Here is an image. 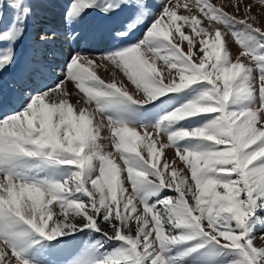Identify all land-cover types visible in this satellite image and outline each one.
I'll return each mask as SVG.
<instances>
[{"label": "snow or ice", "instance_id": "6c2138e0", "mask_svg": "<svg viewBox=\"0 0 264 264\" xmlns=\"http://www.w3.org/2000/svg\"><path fill=\"white\" fill-rule=\"evenodd\" d=\"M232 6L70 0L57 63L0 0V264H264V27Z\"/></svg>", "mask_w": 264, "mask_h": 264}, {"label": "rangeland", "instance_id": "374dc122", "mask_svg": "<svg viewBox=\"0 0 264 264\" xmlns=\"http://www.w3.org/2000/svg\"><path fill=\"white\" fill-rule=\"evenodd\" d=\"M59 1L61 4H59ZM34 0L35 3V20L37 27L34 31H30L29 38L24 41V43L18 45V53L20 55L21 62L25 54L28 51V48L31 44V40L33 37L38 39L39 33L44 30L55 31L58 33L56 39L47 47L52 49L57 53L56 62L60 63L63 61L65 56L70 52V48L68 43L65 41L63 33L66 32V26L63 19V13L65 11L66 6L70 3V0ZM216 3L224 5L225 10L229 11L233 15H237L238 18H244V13L241 11L237 13L236 8L232 5L235 3H241V5L252 4V14L257 16V21L259 26L264 27V7L259 6V0H216ZM184 50L187 51L186 42L183 45ZM233 51L235 52L236 46L232 45ZM59 71V69H57ZM104 79H109L110 73L105 72L101 69L98 73ZM13 72L10 71L6 74V80H10L12 78ZM73 88L71 84H69V90ZM75 101V98L73 97ZM166 156L169 160L173 157L172 150L166 151ZM257 246H260L264 241H262L257 236V239L254 241Z\"/></svg>", "mask_w": 264, "mask_h": 264}, {"label": "bare ground", "instance_id": "6f19581e", "mask_svg": "<svg viewBox=\"0 0 264 264\" xmlns=\"http://www.w3.org/2000/svg\"><path fill=\"white\" fill-rule=\"evenodd\" d=\"M68 87H69V85H68ZM70 90H72V89H71V86H70ZM74 98H75V97H74Z\"/></svg>", "mask_w": 264, "mask_h": 264}]
</instances>
